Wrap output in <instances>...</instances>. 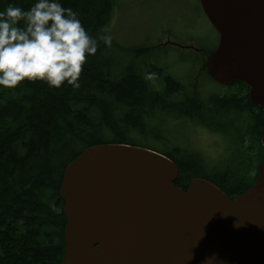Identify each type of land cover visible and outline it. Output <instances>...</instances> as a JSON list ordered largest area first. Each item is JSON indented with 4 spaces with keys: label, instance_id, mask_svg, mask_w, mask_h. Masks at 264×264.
Wrapping results in <instances>:
<instances>
[{
    "label": "trees",
    "instance_id": "1",
    "mask_svg": "<svg viewBox=\"0 0 264 264\" xmlns=\"http://www.w3.org/2000/svg\"><path fill=\"white\" fill-rule=\"evenodd\" d=\"M35 2L0 0V11L9 4L28 10ZM59 2L97 38L98 50L88 58L78 88L66 82L49 87L41 81L0 87V264H62L66 218L60 188L65 169L88 148L140 146L128 135L134 129L147 137L146 126L158 109L175 108L177 118L187 117L220 134L233 153V160L224 162L234 164L233 169L207 179L201 175L206 173L200 155L169 146L162 154L179 168L177 188L186 191L195 178H202L232 198L242 195L255 182L264 155V111L250 100L245 84L204 99L153 61L152 47L127 48L113 39L106 47L98 39L104 29L109 34L117 0ZM147 73L155 78L146 80Z\"/></svg>",
    "mask_w": 264,
    "mask_h": 264
},
{
    "label": "water",
    "instance_id": "2",
    "mask_svg": "<svg viewBox=\"0 0 264 264\" xmlns=\"http://www.w3.org/2000/svg\"><path fill=\"white\" fill-rule=\"evenodd\" d=\"M199 1L220 35L209 76L246 84L264 111V0ZM178 175L169 158L145 148L83 151L60 188L62 264H264V157L255 184L234 201L205 179L177 188Z\"/></svg>",
    "mask_w": 264,
    "mask_h": 264
},
{
    "label": "rangeland",
    "instance_id": "3",
    "mask_svg": "<svg viewBox=\"0 0 264 264\" xmlns=\"http://www.w3.org/2000/svg\"><path fill=\"white\" fill-rule=\"evenodd\" d=\"M120 2V16L114 12L110 21L109 34L113 40L127 48L157 46L152 60L182 82L187 91L197 90L204 99L229 92L230 88L213 81L202 69L205 58L198 49L206 52L214 50L219 44V34L209 23L198 0ZM170 41L175 42L173 44L186 43L191 49H181ZM161 43L164 45L160 46ZM175 111V108H167L166 112L158 109L152 122L146 126L147 137L139 136L132 129L129 141H136L139 147L161 154H166L169 146L197 153L204 161L203 171L206 174L201 175H206L207 179L233 169L234 164L224 165L226 158L233 160L232 152L229 156L225 153V142L205 127L199 128V124L191 119L177 118Z\"/></svg>",
    "mask_w": 264,
    "mask_h": 264
},
{
    "label": "clouds",
    "instance_id": "4",
    "mask_svg": "<svg viewBox=\"0 0 264 264\" xmlns=\"http://www.w3.org/2000/svg\"><path fill=\"white\" fill-rule=\"evenodd\" d=\"M98 37L111 47L112 36ZM98 40L88 34L76 13L59 0H36L30 9L9 4L0 11V87L16 89L25 82L41 81L59 88H75ZM144 78L153 80L155 73ZM237 224L236 227H239Z\"/></svg>",
    "mask_w": 264,
    "mask_h": 264
},
{
    "label": "flooded vegetation",
    "instance_id": "5",
    "mask_svg": "<svg viewBox=\"0 0 264 264\" xmlns=\"http://www.w3.org/2000/svg\"><path fill=\"white\" fill-rule=\"evenodd\" d=\"M139 1H140V0H139ZM120 3H121L120 0H117V4H116V7H115V11H114V12L117 13V14H116L117 16H118V15L120 16V14H121L120 9L122 10V7H121ZM127 4H128V2H127ZM119 21H120V19H119ZM119 21H118V23H119ZM170 43L173 44V43H175V42H171V41H170ZM163 45H164V43H161V44H160V46H163ZM173 45H176L177 47H179V48H181V49H191V46H189V45L181 46L179 43H177V44H173ZM194 50H196V49H194ZM198 52H201V50L198 49ZM202 54H204V55L207 57L205 51H202ZM215 136H217V137H219V138H221V139L223 138L224 142H226V139H225L223 136H221L220 134H219V135L215 134ZM248 141H249V149H250V152H251V161L253 162L254 159H255V154L253 153V149H254L253 143L255 142V140H254V134H251V135L248 137ZM255 148H256V147H255ZM255 177H256V175H254L253 180H254ZM249 181H250V179H249ZM248 184H249V183H248ZM231 198H232V197H231ZM235 198H236V196H235ZM235 198H234V199H235Z\"/></svg>",
    "mask_w": 264,
    "mask_h": 264
},
{
    "label": "bare ground",
    "instance_id": "6",
    "mask_svg": "<svg viewBox=\"0 0 264 264\" xmlns=\"http://www.w3.org/2000/svg\"><path fill=\"white\" fill-rule=\"evenodd\" d=\"M68 166H69V165H68ZM68 166H67V167H68ZM60 196H61V195H60Z\"/></svg>",
    "mask_w": 264,
    "mask_h": 264
}]
</instances>
